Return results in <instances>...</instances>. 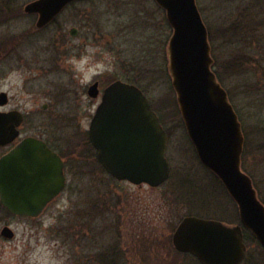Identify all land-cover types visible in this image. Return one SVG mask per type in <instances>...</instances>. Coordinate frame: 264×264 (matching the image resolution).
<instances>
[{
    "label": "rangeland",
    "instance_id": "1",
    "mask_svg": "<svg viewBox=\"0 0 264 264\" xmlns=\"http://www.w3.org/2000/svg\"><path fill=\"white\" fill-rule=\"evenodd\" d=\"M31 1L0 0V92L9 97L0 110L24 112L27 133L66 141L89 129L100 102L89 95L91 84L132 77L147 88L169 131L172 172L155 188L115 180L100 166L83 195L67 192L41 221L20 219L13 239L0 233V264H190L191 254L172 244L185 215L240 218L187 134L167 69L172 28L164 9L155 0H82L39 28L38 15L24 11ZM196 1L212 35L216 73L242 123V167L264 203V24L257 37L231 34L228 26L244 9L264 22V0ZM246 243L242 264H264L261 243L248 237Z\"/></svg>",
    "mask_w": 264,
    "mask_h": 264
},
{
    "label": "water",
    "instance_id": "2",
    "mask_svg": "<svg viewBox=\"0 0 264 264\" xmlns=\"http://www.w3.org/2000/svg\"><path fill=\"white\" fill-rule=\"evenodd\" d=\"M80 0H33L25 12L38 14L37 27L51 23ZM166 11L173 33L168 70L179 109L201 162L223 182L237 203L240 223L185 216L173 244L200 264H242L247 255L244 228L264 247V203L251 176L242 169L245 136L228 93L213 70L208 29L196 0H156ZM78 29L73 27L71 35ZM100 93L95 82L88 90ZM5 92L0 104L7 102ZM24 121L21 111H0V145L12 142ZM97 156L112 176L158 187L171 175L169 135L148 96L136 84L117 79L103 91L89 129ZM63 160L41 139L27 137L0 158V192L14 213L38 216L64 188ZM15 178H43L25 184ZM6 232V231H4ZM12 236V233L9 234Z\"/></svg>",
    "mask_w": 264,
    "mask_h": 264
},
{
    "label": "flooded vegetation",
    "instance_id": "3",
    "mask_svg": "<svg viewBox=\"0 0 264 264\" xmlns=\"http://www.w3.org/2000/svg\"><path fill=\"white\" fill-rule=\"evenodd\" d=\"M215 60L213 63V68L215 70ZM219 79V78H218ZM220 81V80H219ZM99 83V87L101 86L100 81H95ZM94 82V83H95ZM221 82V81H220ZM93 83V84H94ZM222 84V82H221ZM223 85V84H222ZM224 87V85H223ZM225 88V87H224ZM226 89V88H225ZM227 91V89H226ZM4 91L0 92L3 93ZM6 93V92H5ZM229 100L231 99V95L227 91ZM7 94V93H6ZM7 96V102L5 104H0L1 107H5L9 103V97ZM98 99V98H94ZM231 102V100H230ZM232 103V102H231ZM100 102L98 101L97 106L95 108V112L99 106ZM233 105V103H232ZM46 107V106H45ZM234 107V105H233ZM235 109V107H234ZM18 110L19 109H11L9 111ZM5 111V110H0ZM235 111L238 114V111L235 109ZM94 112V114H95ZM24 114V112H23ZM94 114L91 117V120L94 116ZM239 117V114H238ZM161 122L163 123V118L160 116ZM240 119V118H239ZM25 122V114H24V121ZM91 123V121H90ZM23 125V124H22ZM165 126V124L163 123ZM90 126V125H89ZM168 130V129H167ZM27 137H35L38 139L43 140L46 142V144L56 153L58 154L61 159L63 160V172L65 174V185L62 191L51 201L49 202L42 210V212L38 216L33 215H21L18 213H14L11 210H9L3 203L1 199V192H0V228H1V235L7 239H13L16 236V227L20 223L21 220H29L31 222L41 221L43 217H45V214L50 209L52 203L54 201H58L61 199L67 192L71 193L72 195L81 196L83 195L84 190L86 189V184H91L95 186V181L93 178L89 179V176H93L98 172L99 168V160L97 156V152L94 149L91 139L89 136V131H83L80 134H76L74 136L69 137V140L63 141V140H57L53 141L48 138H46L43 134L38 133H27L22 130V126L20 129L19 135L10 143H7L6 145H0V149H2L0 153V158L3 157L5 154H7L11 149L15 148L23 139ZM62 142L66 143L65 148L62 147ZM85 143V144H84ZM115 179V178H114ZM43 178H15V182H23L25 184H30L32 182L38 181L41 182ZM116 180V179H115ZM124 181V180H120ZM93 191V189H92ZM147 210V209H145ZM128 211V210H127ZM144 212V211H143ZM126 214V211H124ZM132 212H129L128 214L131 216ZM143 215H140L139 217H143ZM131 222V221H130ZM140 222H144L143 220H140ZM132 223V222H131ZM131 223H129L131 225ZM33 225V224H32ZM6 231V232H4ZM12 233V236L9 234Z\"/></svg>",
    "mask_w": 264,
    "mask_h": 264
},
{
    "label": "trees",
    "instance_id": "4",
    "mask_svg": "<svg viewBox=\"0 0 264 264\" xmlns=\"http://www.w3.org/2000/svg\"><path fill=\"white\" fill-rule=\"evenodd\" d=\"M76 3H73L72 5H74ZM256 11H257V9H256ZM0 19H3V18H0ZM261 24H264V22L256 20L255 13H254L253 10H251V9L245 10L244 9L243 13H240L239 15H237L236 18L232 21V23L230 25H228V26H230L231 34L243 33V31H244V32H246L248 34H251L252 36L255 34L256 35L255 37H257V35L259 33V30H258L259 26L258 25H261ZM260 27H262V26H260ZM209 36H210V40L212 41V35H210V31H209ZM126 66H129V68H130V62ZM139 68L143 69V67H139ZM141 69H140V72L142 71ZM160 70L163 71V72L165 71V70L162 69L161 66H160ZM218 77H219V75H218ZM219 79H220V77H219ZM128 81H130V82L134 81L133 83H135V80L132 79V77H128ZM220 81H221V79H220ZM138 82H140V81H138ZM141 85H140V87L147 94V88L144 85H142V86ZM152 104H153V102H152ZM153 106H154V104H153ZM100 166L101 165H99V167ZM215 177H217V176L215 175ZM217 180L221 184V186H223V184L221 183V181L219 180L218 177H217ZM247 237L248 238H255L254 235H252V233L250 231L245 230V239H247ZM170 239H171V237H170ZM190 257H191V259L188 261L190 264H200L194 257H192L191 255H190Z\"/></svg>",
    "mask_w": 264,
    "mask_h": 264
},
{
    "label": "clouds",
    "instance_id": "5",
    "mask_svg": "<svg viewBox=\"0 0 264 264\" xmlns=\"http://www.w3.org/2000/svg\"><path fill=\"white\" fill-rule=\"evenodd\" d=\"M86 63V61H84Z\"/></svg>",
    "mask_w": 264,
    "mask_h": 264
}]
</instances>
